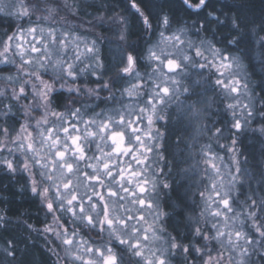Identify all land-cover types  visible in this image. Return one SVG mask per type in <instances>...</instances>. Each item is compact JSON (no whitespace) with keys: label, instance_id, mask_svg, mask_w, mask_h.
Masks as SVG:
<instances>
[{"label":"snow or ice","instance_id":"1","mask_svg":"<svg viewBox=\"0 0 264 264\" xmlns=\"http://www.w3.org/2000/svg\"><path fill=\"white\" fill-rule=\"evenodd\" d=\"M172 5L128 0L150 37L139 55L103 5L0 6L25 21L0 31L14 67L0 68V167L46 209L51 223L24 227L56 244L54 264H264V17L180 0L189 24ZM0 251L31 264L26 242Z\"/></svg>","mask_w":264,"mask_h":264},{"label":"trees","instance_id":"2","mask_svg":"<svg viewBox=\"0 0 264 264\" xmlns=\"http://www.w3.org/2000/svg\"><path fill=\"white\" fill-rule=\"evenodd\" d=\"M238 2V0H211V4L215 6L218 10H223L224 12H229L227 8H224L225 4H232ZM247 5V15L250 19H254L257 22L260 18L264 17V0H244ZM87 4L96 5L97 7L103 5L104 9L98 14L109 15L112 12H120L126 14L129 20V36L128 43L137 44L139 48L141 46V33L133 32L135 25V17L132 15V12L126 7L128 3L123 0H95L86 2ZM158 4H163L164 0H157ZM124 4V5H123ZM211 8L206 9L209 11ZM86 13L83 14V20L86 21L90 19L95 13L94 8H87L84 10ZM235 12V9L232 10L229 14ZM170 14L181 18L183 20H188V14L185 13L183 8L180 5V0H173V5L171 7ZM203 12L201 16H203ZM222 20L223 16L220 17ZM10 22L13 25L21 23V21H16L14 17L10 18L0 14V29L9 30ZM108 28L96 29L97 32H104ZM113 33L107 32L109 37H113ZM260 35H264L261 33ZM253 83L255 78L252 79ZM245 145H250L252 143L251 139L245 140ZM20 179L18 182L14 176H11L8 172L0 168V216H5L8 218L9 223L6 227H0V248L5 245V241L9 239H14L19 245V250L22 251L25 248V242L29 247V257L31 264H54L56 257L52 255L48 249L50 247H56V244H49L45 241V234L42 232L40 234L32 232L29 234L24 227V224H31L35 228L43 229L45 224L51 223V218L47 216L46 209L40 203V199L37 196H30L26 189L21 188ZM51 238V237H49ZM59 243L58 241L56 242ZM58 251V249H56ZM61 255L62 254V251ZM2 251H0V264H8V260Z\"/></svg>","mask_w":264,"mask_h":264},{"label":"rangeland","instance_id":"3","mask_svg":"<svg viewBox=\"0 0 264 264\" xmlns=\"http://www.w3.org/2000/svg\"><path fill=\"white\" fill-rule=\"evenodd\" d=\"M89 1H95V0H85V2H89ZM124 1L126 2V3H128V0H123V3H124ZM23 2L24 3H27L28 2V0H23ZM12 3H17V7H19V0H0V6H3V7H7L8 5H11ZM124 5V4H123ZM127 8H128V6H126ZM10 11H13V12H15L16 11V9H9ZM128 10L130 11V12H132V10H130L129 8H128ZM153 11H156V9H153ZM116 12H112V13H110L109 15H113V14H115ZM118 14H120L121 16H127L126 14L124 15V14H122V13H120V12H117ZM0 14H2V13H0ZM2 15H4V14H2ZM105 15V14H104ZM6 16V15H5ZM106 16H108V15H106ZM128 17V16H127ZM181 19V18H180ZM136 20V19H135ZM181 20H183V19H181ZM81 21H77V23H80ZM21 23H25V21H21ZM188 23L190 24L191 23V21H188ZM109 27V24H106L105 25V27ZM177 25L175 24V22L173 23V27H176ZM111 27L113 28V31H111V33H113L112 35H113V37L111 36V37H109V38H111V39H113L114 41H116V43H119V41H118V39H117V36H116V34H115V30L118 28V25H115V24H112L111 25ZM134 29H132L133 30V32H138V33H141V46H140V48H139V50L136 52V54H142L143 53V51H144V49H145V47H146V45H147V42L149 41V39H150V37L147 35V34H142V29H141V26L139 25V23L137 22V20H136V22H135V25H134ZM98 29V28H97ZM14 30V29H13ZM0 31H4V30H2V29H0ZM97 31V30H96ZM115 44V43H114ZM116 48V47H115ZM115 50V49H114ZM141 63H143L142 61H141ZM0 68H13V72H14V67L13 66H11V65H2V64H0ZM141 71H143V68H141L140 69ZM250 83H253V81H250ZM0 86H2V85H0ZM246 102V101H245ZM5 103H7V101H5ZM63 104V97H61L60 99H58V100H56L55 101V104H54V106L55 107H57V110H60V111H62L63 109H62V107H61V105ZM15 111V110H14ZM99 111V110H98ZM225 119H227V117H225ZM256 126H258V125H254V127H256ZM5 155H8L7 153H5ZM16 155H18V154H16ZM9 158L11 159L12 157L11 156H9ZM0 168H2V170H4V171H6V172H8L7 171V169L6 168H3V167H0ZM11 176H14L17 180H19L20 179V182H21V184H23V186H25V184H26V182H27V177H26V175L25 174H23V173H15V174H13V173H10V172H8ZM68 218V217H67ZM58 249V251H61L59 248H57ZM63 254V253H62Z\"/></svg>","mask_w":264,"mask_h":264},{"label":"flooded vegetation","instance_id":"4","mask_svg":"<svg viewBox=\"0 0 264 264\" xmlns=\"http://www.w3.org/2000/svg\"><path fill=\"white\" fill-rule=\"evenodd\" d=\"M128 44H130V45H133L134 47H135V51L137 52L138 50H139V45H137V44H131V43H128ZM112 47H113V50L115 49V47H116V44H113L112 45ZM104 55H108V52H107V50L105 49V51H104ZM93 80L95 79V77H93L92 78ZM93 86H95V85H93ZM65 95H67L66 93H65ZM63 103H64V98H63ZM99 109H97V111H98ZM16 181L18 182V180L16 179ZM17 184H19V183H17ZM19 185H21V184H19ZM21 188H25V186H23V184L20 186ZM26 189V191L28 192V194L30 195V196H35V195H33L32 193H31V191L30 190H28L27 188H25ZM65 219H69V217L67 218V217H65ZM92 237H95V233H91L90 234Z\"/></svg>","mask_w":264,"mask_h":264}]
</instances>
